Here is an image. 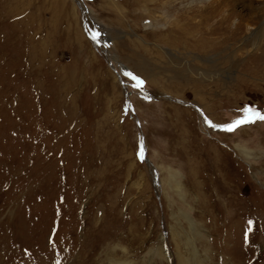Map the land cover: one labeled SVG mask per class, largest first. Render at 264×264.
Listing matches in <instances>:
<instances>
[{"label":"rangeland","instance_id":"obj_1","mask_svg":"<svg viewBox=\"0 0 264 264\" xmlns=\"http://www.w3.org/2000/svg\"><path fill=\"white\" fill-rule=\"evenodd\" d=\"M179 2L0 0V264H264V51Z\"/></svg>","mask_w":264,"mask_h":264},{"label":"bare ground","instance_id":"obj_2","mask_svg":"<svg viewBox=\"0 0 264 264\" xmlns=\"http://www.w3.org/2000/svg\"><path fill=\"white\" fill-rule=\"evenodd\" d=\"M248 1L250 2L249 4L253 2L252 0ZM230 2L231 1L229 0H182V2L177 3L179 5L178 8L182 7L185 8L186 11L191 12L189 13L190 16L184 17V21L186 23L181 26L176 24L171 31L177 35L176 39L174 38V41H172V45L175 48H183L185 46L191 47L193 42H191L190 39L193 35L199 34L200 41H202L200 42L202 47L201 50L204 51V48H206L205 44L210 46L209 49L211 50L221 47L224 44V40H226L223 39L221 35H217V32L223 31L225 32L226 36L228 35V38L234 40V38L237 36L239 37L240 34H244V31L248 30L249 28V30H251L249 34L250 39L248 40L249 43L244 42V45L250 47L253 46L261 50L263 49L264 51V19H260L262 16H264V8H255L253 5H250V7L248 6L246 9L249 11V13L252 12L254 16L244 18L239 14V11L233 8L234 6L232 7L230 5ZM111 4L114 3L112 2ZM237 4L241 5L242 3ZM242 7H244V5H242ZM243 9L245 8H242V10ZM186 11H184V13H186ZM191 26L193 31L190 28ZM73 258L77 260L76 257ZM64 260H66V258H64Z\"/></svg>","mask_w":264,"mask_h":264},{"label":"snow or ice","instance_id":"obj_3","mask_svg":"<svg viewBox=\"0 0 264 264\" xmlns=\"http://www.w3.org/2000/svg\"><path fill=\"white\" fill-rule=\"evenodd\" d=\"M247 112L248 115L245 119L234 122L233 124L229 125L225 130L228 132H232L241 125L253 123L255 120L264 121V115H261L258 112H255L254 110L251 109L247 110Z\"/></svg>","mask_w":264,"mask_h":264}]
</instances>
